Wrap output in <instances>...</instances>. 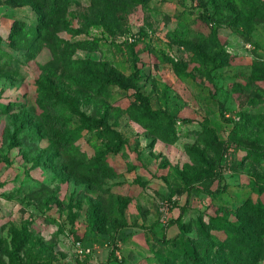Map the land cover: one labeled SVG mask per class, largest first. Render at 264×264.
<instances>
[{
	"label": "rangeland",
	"instance_id": "1",
	"mask_svg": "<svg viewBox=\"0 0 264 264\" xmlns=\"http://www.w3.org/2000/svg\"><path fill=\"white\" fill-rule=\"evenodd\" d=\"M28 1L0 0V264H191L184 253L219 264L218 227L264 204L248 184L264 177V18L251 29L212 0H149L109 30L110 10L91 0H70L61 17ZM200 14L212 21L197 23ZM16 20L44 28L34 56L9 43ZM209 32L224 67L207 56ZM80 41L99 48L73 47ZM124 42L140 58L138 88L176 121L172 145L129 119L132 91L82 86L102 69L133 71ZM98 119L111 133L93 127ZM204 122L211 141L197 135ZM119 141L105 157L112 178L80 171ZM259 236L264 264V228Z\"/></svg>",
	"mask_w": 264,
	"mask_h": 264
},
{
	"label": "trees",
	"instance_id": "2",
	"mask_svg": "<svg viewBox=\"0 0 264 264\" xmlns=\"http://www.w3.org/2000/svg\"><path fill=\"white\" fill-rule=\"evenodd\" d=\"M69 1L70 0H29L24 5H30L36 8L37 11L46 13L50 17H61V15L66 12ZM91 1L93 6L100 5L105 8V10H110L108 18H111V21L108 23V29L111 30L118 26L117 16L119 14H122L128 8L137 5V3H144L149 0ZM212 1L225 6L228 10L234 13L232 23L235 26L244 27L245 25L252 29L254 19L264 18V0ZM195 21L197 23L199 22L200 24L207 25L210 21H212V18L206 14H200L197 18H195ZM25 25L26 24L23 21L16 20L14 22L12 25V35L9 36V43L16 49L18 48L20 51L27 52L29 55L34 56L39 47L44 42V28L40 26H34L26 29ZM209 33L207 35L209 37L204 38L205 40L202 43L204 47L209 50V54L207 56L213 61V63H216L217 67H224L227 64V57L218 49L216 41L212 39V33ZM123 45L125 46L124 48L128 53L133 71L129 75H123L112 68L107 70L102 69L100 72L102 75L101 79H98L99 76H93L90 80L83 81L82 86L91 91L96 96L105 94L109 88H118L125 93L132 91L133 98L125 108V113L128 115L129 119L141 126L146 132L149 133V135L153 136L154 138H158L166 144L172 145L176 141V121L173 117L167 115L166 113L160 110L152 109L149 97L144 95L138 88V83L141 80V76L139 74L140 58L135 53L133 44L124 42ZM68 46L72 48V44H69ZM75 46L82 50L87 49L94 51L99 48V42L80 41L74 43L73 47ZM1 57L5 58L7 56L6 54L2 53V51H0V60ZM256 70L264 71V67L256 66ZM256 70H253V72ZM176 72L178 73L179 70L176 69ZM62 93L63 92L61 90H56L57 96H60ZM61 104L65 109L69 108L67 112L74 110L73 102H69L64 97L61 99ZM7 107V104L0 105V110L4 111ZM92 124L96 129L103 128L102 132H106L108 134L111 133L103 119L94 120L92 121ZM66 126L67 125L63 123V130L66 129ZM74 135L76 134L74 133ZM197 135L199 137L204 136L206 139H208V141H211V138L214 137V131L208 127L207 122H204L202 124L201 131ZM61 136L62 138L71 137L73 136V133L66 131V133L62 134ZM77 136H79V134H77L76 137ZM119 143L120 144H113L109 146L107 153L100 154L95 164L89 166L86 169L82 168L80 171L90 175L97 174L99 176L102 175L103 177L112 178V172L108 167L105 172V157L109 153L119 151L122 142L119 141ZM190 156H192V153H190ZM248 184L254 194L264 195V177L255 176L251 181H249ZM245 208L248 211L242 212V225L235 227L231 226L229 230L227 227L219 226L218 231H221L220 233H223L224 235L223 241H220V237L217 235L212 238V248H214V246L219 243V247L215 251L216 256L219 257V264H258L260 261L261 252L263 250V240L259 236V232H261L264 228V204L257 202L253 205L250 203L246 204ZM183 213L184 210L182 209L175 222L180 221ZM180 227L185 229L184 225H180ZM183 258L191 264H203L202 261L192 258L188 253H184Z\"/></svg>",
	"mask_w": 264,
	"mask_h": 264
}]
</instances>
